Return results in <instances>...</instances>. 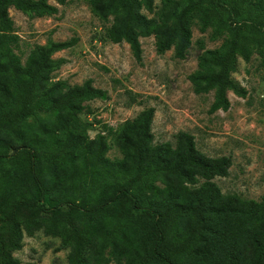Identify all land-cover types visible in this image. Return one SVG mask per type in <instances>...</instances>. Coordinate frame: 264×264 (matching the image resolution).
Returning <instances> with one entry per match:
<instances>
[{
	"label": "trees",
	"instance_id": "trees-1",
	"mask_svg": "<svg viewBox=\"0 0 264 264\" xmlns=\"http://www.w3.org/2000/svg\"><path fill=\"white\" fill-rule=\"evenodd\" d=\"M66 1L55 0L59 5ZM86 1L101 20L115 15L116 22L108 29L109 39L127 43L137 61L142 54L139 37L150 33L157 35L158 53L173 46L174 57L183 59L190 45L189 17L199 19L201 30L214 26V21L218 27L228 30L229 40L217 49L205 50L198 57V69L189 76L196 94L214 92L209 113L229 109V91L243 96V89L237 88L230 78L236 59H247L252 49L264 47V0H180V3L162 0L164 12L173 10L169 17L163 16L161 25L140 13L141 8L151 10L153 0ZM8 7L30 17L57 12V7L47 0H0L1 31L12 28L6 14ZM76 42L75 37L48 40L31 53L26 68L22 69L7 43L0 40V72H10L13 76V91L5 94V105L0 110V127L5 124L13 127L38 111L60 109L71 115L70 123L81 112L84 102L106 98V92L94 87L90 79L55 97L62 82L50 81L48 74L60 62L52 61L50 56ZM152 114L153 110L148 109L137 119V133L132 141L120 138L123 149L128 148L134 159L131 176L114 187L98 178L90 183V195L82 202L50 200L35 145L18 146L8 153V148L0 143V165L6 167L5 175L0 169V264H20L13 253L22 247V226L28 235L43 227L45 234L62 236V246L70 247L67 264H91L85 226L70 221L79 216L101 219V227L106 232L114 228L118 239L131 240L139 251L140 264H182L181 258L192 247H196L199 256L194 264H264V201L240 203L234 197L224 198L210 182L189 190L184 184L194 182L197 176L207 180L226 176L231 161L228 157L204 156L195 148L193 137L186 133L178 135L179 144L174 150L166 144L147 149ZM58 131L66 139L62 146L68 149L69 143L75 140L71 131L63 128ZM96 141L99 145L94 156L98 158L105 153L103 136L97 135ZM148 154L153 163L145 167ZM129 157L125 154L126 159ZM147 170L163 184L162 188L151 184L150 197L139 186L141 173ZM16 180L22 193H6L7 188L16 185ZM194 214L191 223L190 217ZM59 215L69 222L62 229L40 221ZM99 239L111 246L112 257L119 261L126 258L117 250L113 237L111 241L104 236ZM125 264H136V261L126 259Z\"/></svg>",
	"mask_w": 264,
	"mask_h": 264
},
{
	"label": "rangeland",
	"instance_id": "rangeland-1",
	"mask_svg": "<svg viewBox=\"0 0 264 264\" xmlns=\"http://www.w3.org/2000/svg\"><path fill=\"white\" fill-rule=\"evenodd\" d=\"M175 1L180 3V0ZM47 2L55 5L57 12L30 17L8 7L6 14L12 28L0 30V40L7 43L25 69L31 53L48 40L75 37L77 42L72 47L50 56L52 61L60 62L48 74L50 81L62 82L55 97L81 86L87 79L106 92L105 99L84 102L81 112L70 123L71 115L60 109L38 111L13 127L8 124L0 127V143L8 148V153L18 146L35 145L50 200L82 202L90 195V183L98 178L114 187L131 176L134 159L128 148L123 149L120 138L132 141L137 133V119L144 111L152 109L151 140L147 149L166 144L174 150L179 144L178 135L186 133L193 137L195 148L204 156L228 157L231 161L226 176L209 180L197 176L194 182L184 184L189 190L210 182L224 198L234 197L240 203L264 201V47L252 49L247 59H236L230 78L237 88L243 89V96L229 91V109L209 113L214 92L196 94L189 76L198 69V57L205 50L217 49L229 40V31L218 27L215 21L214 26L201 30L198 18L187 19L191 38L183 59L174 57L173 46L158 53L155 33L140 36L142 54L137 61L127 43H114L109 39L108 29L115 24V15L99 19L86 0H67L63 5L55 0ZM162 4V0H153L151 10L141 8L140 13L161 25L163 16L169 17L173 10L164 12ZM12 91L13 76L10 72H0V110L5 105V94ZM60 128L70 130L75 139L68 149L62 146L66 139L58 131ZM97 135L103 136L105 147V153L98 158L94 156L99 145ZM152 163L148 154L144 166ZM0 169L5 175V165H0ZM141 176L139 186L146 197H150L151 184L163 187L151 170ZM72 177L75 178L72 180ZM15 183L6 193H22L19 180ZM191 217L193 223L195 214ZM40 221L57 229L69 225L63 215L44 217ZM70 221L85 226L91 264H125L126 259H135L136 264H140L139 251L131 240L118 239L114 228L106 232L105 227H101V219L79 216ZM21 232L22 247L13 253L20 264H67L70 247L62 246V236L45 234L43 227L28 235L22 226ZM99 236L110 241L113 237L117 250L126 258L119 261L112 257L111 246L103 243ZM198 259L196 247H192L181 262L194 264Z\"/></svg>",
	"mask_w": 264,
	"mask_h": 264
}]
</instances>
